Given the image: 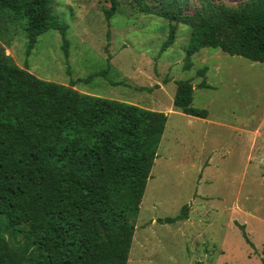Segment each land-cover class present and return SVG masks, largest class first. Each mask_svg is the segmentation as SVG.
Returning a JSON list of instances; mask_svg holds the SVG:
<instances>
[{
  "label": "trees",
  "instance_id": "1",
  "mask_svg": "<svg viewBox=\"0 0 264 264\" xmlns=\"http://www.w3.org/2000/svg\"><path fill=\"white\" fill-rule=\"evenodd\" d=\"M110 1L107 19L118 8L117 0ZM54 2L0 0V40L20 27L29 55L42 34L58 31L67 56V26L54 15ZM130 2L171 24L163 51L174 42L177 24L190 29L185 70L204 48L264 63V0L234 6L212 0ZM176 86L173 107L206 119V110L192 106L191 81ZM199 86L206 88L205 80ZM74 87L73 81L47 82L19 68L0 45V264L127 263L167 116ZM188 210L183 206L178 216L159 222L187 220Z\"/></svg>",
  "mask_w": 264,
  "mask_h": 264
},
{
  "label": "rangeland",
  "instance_id": "2",
  "mask_svg": "<svg viewBox=\"0 0 264 264\" xmlns=\"http://www.w3.org/2000/svg\"><path fill=\"white\" fill-rule=\"evenodd\" d=\"M117 3L107 19L110 0H55L52 11L67 26V56L52 30L29 55L18 26L0 45L41 80L73 81L79 93L167 116L126 264H264V63L204 48L185 70L186 25H176L174 42L163 51L171 24L140 13L130 0ZM203 68L205 76H198ZM186 80L194 87L192 106L206 110L207 119L173 107L176 83ZM203 80L206 88L199 86ZM186 205L187 220L159 222Z\"/></svg>",
  "mask_w": 264,
  "mask_h": 264
},
{
  "label": "crops",
  "instance_id": "3",
  "mask_svg": "<svg viewBox=\"0 0 264 264\" xmlns=\"http://www.w3.org/2000/svg\"><path fill=\"white\" fill-rule=\"evenodd\" d=\"M207 119V118H206ZM205 120V119H204Z\"/></svg>",
  "mask_w": 264,
  "mask_h": 264
}]
</instances>
